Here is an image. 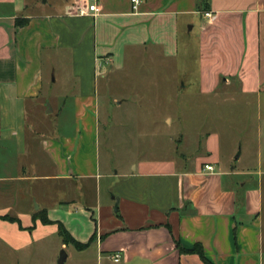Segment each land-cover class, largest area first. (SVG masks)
<instances>
[{
    "label": "crops",
    "instance_id": "obj_1",
    "mask_svg": "<svg viewBox=\"0 0 264 264\" xmlns=\"http://www.w3.org/2000/svg\"><path fill=\"white\" fill-rule=\"evenodd\" d=\"M17 18L26 21L16 24ZM182 28L187 40L195 32L201 93L214 94L217 104L235 94L264 104V0H139L135 9L131 0H0V182H10L0 187V199L10 200L0 202V215L17 217L23 227L0 220L7 243L22 249L34 241L32 231L39 238L44 226L55 225L57 232V224L39 220L32 227V217L63 210L80 216L59 219L76 240L95 234L86 248L118 254L120 264H205L185 251L195 244L211 264H264L259 140L251 167L238 168L242 153L236 158L234 150L222 161L217 131L198 130L193 153L101 171L98 84L138 50L179 63ZM65 55L76 82L75 129L30 131L27 104L46 108L44 64ZM173 86L181 90L185 83ZM172 117L164 121L171 125ZM178 136L181 143L187 137ZM32 168L39 172L30 175Z\"/></svg>",
    "mask_w": 264,
    "mask_h": 264
},
{
    "label": "rangeland",
    "instance_id": "obj_2",
    "mask_svg": "<svg viewBox=\"0 0 264 264\" xmlns=\"http://www.w3.org/2000/svg\"><path fill=\"white\" fill-rule=\"evenodd\" d=\"M184 31L182 28L179 34V63L153 56L150 48L138 50L137 54L127 56L123 70L112 73L108 80L98 84L97 146L101 171L112 170L113 167L127 168L132 161L134 163L140 159L179 158L180 154L193 153L198 150L194 136L198 130L217 131L222 161L234 150V156L242 153L238 168L256 165L258 140L264 147V104L257 106L250 97L248 100L251 102L247 104L246 97L240 94L232 95L234 101L217 104L212 101L214 94L201 93L197 80L195 32L187 40ZM185 48L187 55L183 56ZM44 69L47 78L42 94L47 96L49 107L44 109L41 105L35 108L27 104V126L30 131H40L45 135L73 132L76 120L72 98L76 82L69 57H60V61L53 65L44 64ZM173 83H185V87L175 89ZM59 101H62L61 104ZM58 107L61 114H58ZM49 108L53 110L48 114L46 111ZM167 114L173 116L171 125L164 121ZM180 133L187 135L182 143L177 141ZM260 170L263 171L260 179L264 231V166ZM28 172L33 175L39 171L32 168ZM36 182L49 186L52 181ZM9 185L8 181L0 182L3 189H8ZM52 198V195L49 196L47 201L51 202ZM8 201L5 196L0 202L6 205ZM69 216L73 219L80 217ZM69 216L66 211L60 210L55 211L49 219L62 222L59 219ZM90 219L87 216L85 220ZM53 226H44L37 233L39 238L32 231L30 237L34 241L22 249L14 248L1 236L0 264H56L62 248L67 253L62 264H120L119 260L111 258V254L98 253L95 245L77 250L71 243L64 244Z\"/></svg>",
    "mask_w": 264,
    "mask_h": 264
},
{
    "label": "trees",
    "instance_id": "obj_3",
    "mask_svg": "<svg viewBox=\"0 0 264 264\" xmlns=\"http://www.w3.org/2000/svg\"><path fill=\"white\" fill-rule=\"evenodd\" d=\"M25 21L26 20L21 21L18 18L15 19L16 24H21V23H24ZM0 219L7 220L10 222H16L18 224L19 228L23 229V227L21 226L20 220L17 217H12L9 215H0ZM36 220H39L43 224H51V223L57 224V232H58V235L61 236V238L63 240L62 242L64 244L65 243H71L75 247V249H77V250L85 249L90 243H92L95 240V234H93L87 242H85V243L79 242L67 231V229L63 226V224L61 222H55V221L50 220L49 218H47V216L45 215V212H43V211H37V213L32 217V221H33L32 227H34ZM185 251L197 253L199 255V257L201 258V260L205 264H211L205 258L204 253H203V249H202L200 244H195V246L191 250H185Z\"/></svg>",
    "mask_w": 264,
    "mask_h": 264
},
{
    "label": "built area",
    "instance_id": "obj_4",
    "mask_svg": "<svg viewBox=\"0 0 264 264\" xmlns=\"http://www.w3.org/2000/svg\"><path fill=\"white\" fill-rule=\"evenodd\" d=\"M131 2H132V7L135 9V8L137 7L138 3H139V0H131ZM95 7H96L95 4H91V5L88 6V10H94ZM80 12L83 13L84 11L81 10ZM205 15H206V16H209L210 14H209V13H205ZM204 169H205L206 171H208V172H212V171L214 170V166L211 165V164H205V165H204ZM118 258H119V255H118V254H114V255L112 256V259H114L115 261H117Z\"/></svg>",
    "mask_w": 264,
    "mask_h": 264
},
{
    "label": "water",
    "instance_id": "obj_5",
    "mask_svg": "<svg viewBox=\"0 0 264 264\" xmlns=\"http://www.w3.org/2000/svg\"><path fill=\"white\" fill-rule=\"evenodd\" d=\"M46 106L49 107V104H46ZM49 110H50V108L48 109V111ZM235 157L237 158L238 155H236ZM117 205H118V198H116V200H115V210H117ZM37 207H38L37 204H35V208L36 209H37ZM66 258H67V253H66L65 249L62 248L60 250V254H59V257L57 259V263L56 264H62L65 261Z\"/></svg>",
    "mask_w": 264,
    "mask_h": 264
}]
</instances>
